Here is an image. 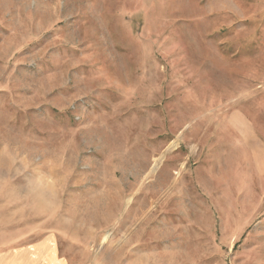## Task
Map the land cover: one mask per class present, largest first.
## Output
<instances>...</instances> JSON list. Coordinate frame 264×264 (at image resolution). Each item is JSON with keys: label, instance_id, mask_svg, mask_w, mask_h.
<instances>
[{"label": "rangeland", "instance_id": "obj_1", "mask_svg": "<svg viewBox=\"0 0 264 264\" xmlns=\"http://www.w3.org/2000/svg\"><path fill=\"white\" fill-rule=\"evenodd\" d=\"M264 264V0H0V254Z\"/></svg>", "mask_w": 264, "mask_h": 264}, {"label": "crops", "instance_id": "obj_2", "mask_svg": "<svg viewBox=\"0 0 264 264\" xmlns=\"http://www.w3.org/2000/svg\"><path fill=\"white\" fill-rule=\"evenodd\" d=\"M15 259L16 260L11 259V264H19L17 258ZM5 263H7V260H5V254L4 253L0 254V264H5Z\"/></svg>", "mask_w": 264, "mask_h": 264}]
</instances>
